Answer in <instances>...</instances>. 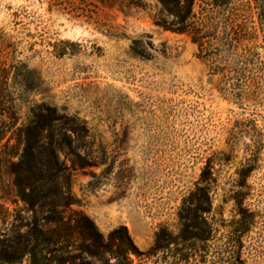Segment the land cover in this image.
<instances>
[{"label": "rangeland", "instance_id": "rangeland-1", "mask_svg": "<svg viewBox=\"0 0 264 264\" xmlns=\"http://www.w3.org/2000/svg\"><path fill=\"white\" fill-rule=\"evenodd\" d=\"M193 11L198 42L154 24L171 21L157 0H0V264H113L120 226L129 264H264V0ZM43 104L62 118L42 141L68 200L51 214L28 206L12 171ZM203 169L209 238L182 240ZM81 216L104 237L99 256Z\"/></svg>", "mask_w": 264, "mask_h": 264}, {"label": "trees", "instance_id": "trees-1", "mask_svg": "<svg viewBox=\"0 0 264 264\" xmlns=\"http://www.w3.org/2000/svg\"><path fill=\"white\" fill-rule=\"evenodd\" d=\"M166 13L171 17L169 24L163 21H155L154 24L164 30H170L175 33L191 34L192 41L198 42L203 36L199 35L200 26L195 19L193 11L194 0H157ZM261 64L262 62L259 61ZM264 72V68L258 67ZM257 79V74L251 76ZM41 111L34 115V119L26 126L24 130V147L19 162L12 166L15 175V184L19 196L35 211L36 207L46 208L48 213H55L58 207L67 204L68 200L62 197L63 202H57V198L62 193V187L58 186L57 178L62 176L64 169L57 161L52 140L43 142L42 130L53 128L55 122H61L62 118L55 116V110L52 107L42 105ZM40 110V109H39ZM70 130L72 132H81L84 125L78 117H71ZM38 155V156H36ZM37 157V158H36ZM37 159V166L34 159ZM211 172L203 169L195 188L189 195L183 199L178 216L180 221V236L182 240L195 239L205 241L209 238V229L202 220V215L207 213L210 208L209 200V182ZM54 196V199L47 197ZM199 214V215H198ZM82 217V216H81ZM76 219L80 226V234L90 243L89 253L91 256H99L106 248L102 249L105 243L102 233L94 223L86 217ZM59 217L48 216V222H58ZM108 239L113 241L117 249H110L113 264H129L128 254L134 251V245L127 229L124 226L115 228L108 234Z\"/></svg>", "mask_w": 264, "mask_h": 264}]
</instances>
